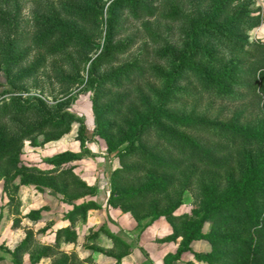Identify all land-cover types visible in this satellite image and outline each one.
<instances>
[{
	"label": "trees",
	"instance_id": "16d2710c",
	"mask_svg": "<svg viewBox=\"0 0 264 264\" xmlns=\"http://www.w3.org/2000/svg\"><path fill=\"white\" fill-rule=\"evenodd\" d=\"M201 1L205 16L200 18L186 6L189 0H111L106 8L108 23L118 11L123 19L104 33L88 66L89 75L96 67L103 71L92 78L94 130L106 151L123 144L114 152L117 164L109 171L106 201L135 218L163 216L171 227L166 236L180 237L173 258L191 250L207 264H264V42L247 38L240 26L244 8L231 14L235 0ZM102 11L100 0H63L60 10L33 22L30 43L51 44V52L69 45L97 48L83 30L99 25ZM198 96L209 98L204 112L184 107L185 100ZM7 111L0 99L4 187L16 173L18 183L50 187L69 205L64 223L51 229L52 241L34 258L81 264L58 247L61 241L75 242L76 222L99 207L95 184L74 170L78 156L71 149L42 158V165L16 155L24 139L34 144L58 139L72 122L77 123L73 137L84 141L83 120L70 111L42 109L37 122L12 134L3 124ZM253 148L259 149L256 166L248 157ZM192 187L195 204L176 213L183 190ZM25 214L39 217L35 209ZM17 225L14 219L11 227ZM104 233L112 246H127L109 230ZM195 238L205 239L209 250L191 249ZM32 243L27 229L11 249L4 248L11 263L23 264L21 255Z\"/></svg>",
	"mask_w": 264,
	"mask_h": 264
},
{
	"label": "rangeland",
	"instance_id": "374dc122",
	"mask_svg": "<svg viewBox=\"0 0 264 264\" xmlns=\"http://www.w3.org/2000/svg\"><path fill=\"white\" fill-rule=\"evenodd\" d=\"M110 1L100 0L103 11L99 25L83 30L99 44L97 48L69 45L51 52V44L31 45L30 38L35 33L32 24L36 19L60 10L63 0H0V99L5 100L8 106L4 128L18 134L41 118L42 109L50 113L70 111L83 120L84 141L73 137L77 123L72 122L70 130L58 139L40 144L24 139L16 155L19 161L42 165V158L62 148L71 149L78 156L74 159V170L79 176L89 183L97 182L105 187L103 194L106 192V195L99 200V207L87 210L85 217L76 222L75 228L81 232L77 240L61 241L59 250L73 253L81 264H207L202 258L194 256L191 250H183L178 257H172L180 237L166 236L171 233V227L163 216L135 218L127 210L106 201V179L110 171L106 170L110 165L117 164L114 152L123 144L106 151L103 137L94 130L90 100L94 89L92 78L103 71L102 67H96L89 75L88 66L99 50L104 33L109 27L115 30L123 19L118 11V15L107 22L106 8ZM186 6L192 10L193 16H205V5L201 0H189ZM240 7L244 8L245 16L240 26L247 38L264 42V0H235L231 14L239 11ZM208 99L206 96L189 98L185 100L184 107L201 113L207 108ZM216 104H213L210 114H214ZM263 147L264 141L260 149ZM258 153L259 149L249 150L248 157L253 166H256ZM3 176L0 171V264H12L10 254L4 248H12L27 229L32 231L33 243L22 253L21 262L51 264L50 256L34 257L42 244L52 241L51 229L64 223L62 214L68 203L62 199L60 192L50 187L37 186L32 182L18 183L16 173L8 177V187L5 188ZM94 196L96 200V192ZM194 197V187L183 190L175 212H188L196 202ZM29 209H35L39 217L29 218L25 214ZM14 219L18 225L11 227ZM207 226L208 222L204 221L202 229L206 230ZM104 229L119 237L127 246H112ZM94 230L97 231L94 237L86 236ZM189 245L198 252L209 250V244L203 238L192 239Z\"/></svg>",
	"mask_w": 264,
	"mask_h": 264
},
{
	"label": "crops",
	"instance_id": "0c3cea01",
	"mask_svg": "<svg viewBox=\"0 0 264 264\" xmlns=\"http://www.w3.org/2000/svg\"><path fill=\"white\" fill-rule=\"evenodd\" d=\"M93 151V150H92ZM115 164H112V165H110L109 166V169L108 170H106L107 172L114 166ZM108 174V173H107ZM83 179V178H82ZM107 181H106V188L107 189H109V187H108V176H107V179H106ZM87 182V181H86ZM95 182V181H94ZM89 183V182H88ZM95 184V186H96V201L99 203L100 201L99 200H101V199H104V196L103 195H106L105 193L103 194V192H104V188L105 187H103V185L101 184H99V183H94ZM103 196V197H102ZM100 204V203H99ZM101 204H103L102 202H101ZM90 210H94V209H90ZM76 231H77V233L78 234H80L81 232H79V230H78V228L76 229ZM11 249V248H10ZM5 252H7V253H9L8 251H6L5 250ZM1 255V254H0Z\"/></svg>",
	"mask_w": 264,
	"mask_h": 264
}]
</instances>
